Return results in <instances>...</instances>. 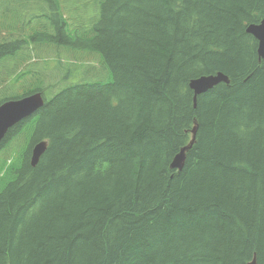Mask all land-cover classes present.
Returning a JSON list of instances; mask_svg holds the SVG:
<instances>
[{
	"label": "trees",
	"instance_id": "obj_1",
	"mask_svg": "<svg viewBox=\"0 0 264 264\" xmlns=\"http://www.w3.org/2000/svg\"><path fill=\"white\" fill-rule=\"evenodd\" d=\"M263 17L264 0H0V88L24 82L0 103L47 98L0 145V264H264V59L245 31ZM217 71L194 106L191 79Z\"/></svg>",
	"mask_w": 264,
	"mask_h": 264
},
{
	"label": "water",
	"instance_id": "obj_2",
	"mask_svg": "<svg viewBox=\"0 0 264 264\" xmlns=\"http://www.w3.org/2000/svg\"><path fill=\"white\" fill-rule=\"evenodd\" d=\"M245 31L258 40V52L260 54L261 52H264V19L257 24L249 23L245 27ZM191 80L190 88H192L195 95H197L213 88V85L216 86L217 82L222 80V76L220 73H216L211 75H201ZM43 104L44 99L41 92H34L18 99L2 102L0 104V142L5 135V132L10 127L38 111ZM47 144V141H39L31 147L29 158L31 166H35L38 163L40 157L46 151ZM247 264H256L255 254Z\"/></svg>",
	"mask_w": 264,
	"mask_h": 264
},
{
	"label": "rangeland",
	"instance_id": "obj_3",
	"mask_svg": "<svg viewBox=\"0 0 264 264\" xmlns=\"http://www.w3.org/2000/svg\"><path fill=\"white\" fill-rule=\"evenodd\" d=\"M47 50H48V52H47L46 56L39 57L40 61H42V62L47 64V68L46 69H42V73L43 74L44 73L45 74L50 73L51 67L57 65V58H55V56L52 54L53 52L50 49H47ZM62 57L66 58V52H63ZM62 62H63L64 67L66 68L67 67V61L65 59H63ZM5 73H6V68H1L0 67V79L5 75ZM80 76H81V74H80ZM80 76L78 78H80ZM22 85L24 86V82H23V84H21L20 81L16 82L13 85L12 89L8 90V93L4 89L0 88V99L6 93L9 94V95H15V94L19 93L22 90V88H21ZM10 91H12V93Z\"/></svg>",
	"mask_w": 264,
	"mask_h": 264
},
{
	"label": "bare ground",
	"instance_id": "obj_4",
	"mask_svg": "<svg viewBox=\"0 0 264 264\" xmlns=\"http://www.w3.org/2000/svg\"><path fill=\"white\" fill-rule=\"evenodd\" d=\"M264 19V17L261 19V20H263ZM260 20V21H261ZM259 21V22H260ZM258 22V23H259ZM254 24H257V23H254ZM256 39V38H255ZM257 40V39H256ZM257 54H258V58L259 59H264V52H261V54L258 52V40H257ZM216 73H220L221 74V76H222V80L220 81V82H226V83H228L229 82V76H228V74H226L225 72H223V71H217V72H215V73H213V74H216ZM204 75H211V74H204ZM223 77H224V79H223ZM197 78V77H196ZM192 81V80H191ZM190 81V82H191ZM219 81L217 82V84L218 83H220ZM216 84V85H217ZM189 86H190V83H189ZM213 86H215V85H213ZM192 89V88H191ZM212 89V88H211ZM210 90V89H209ZM208 91V90H207ZM206 91V92H207ZM205 93V92H204ZM193 95H194V97H193V100H194V106H196V101H197V96L198 95H200V94H197V95H195V93H194V91H193ZM193 138H194V135H193ZM192 143L193 142H190V143H188L186 146H184V147H182L181 149H180V151L174 156V158L172 159V161H171V163H170V167L171 168H173V169H177V170H181L182 168H183V166H184V163H185V159H186V151L188 150V149H190L192 146ZM254 255V254H253ZM11 262V261H10ZM256 264H257V262H256Z\"/></svg>",
	"mask_w": 264,
	"mask_h": 264
}]
</instances>
